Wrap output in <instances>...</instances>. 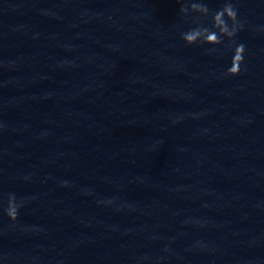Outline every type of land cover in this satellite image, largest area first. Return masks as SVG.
Here are the masks:
<instances>
[{"label": "clouds", "instance_id": "clouds-1", "mask_svg": "<svg viewBox=\"0 0 264 264\" xmlns=\"http://www.w3.org/2000/svg\"><path fill=\"white\" fill-rule=\"evenodd\" d=\"M181 4L179 9L184 17L190 18L193 25L188 31L181 33V38L186 45H211L209 52L217 51L216 46L224 45L225 40L235 44L237 33L244 27L238 18V9L232 0H224L223 6L216 10L209 9L204 0H177ZM210 24L205 23L209 20ZM245 46L235 45L231 66L226 69L225 75L237 76L241 73L244 63ZM23 201L17 202L14 194H9L7 207L4 209L7 217L15 222Z\"/></svg>", "mask_w": 264, "mask_h": 264}]
</instances>
